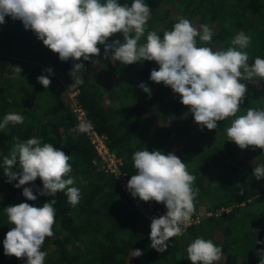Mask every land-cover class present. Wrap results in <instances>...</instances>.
<instances>
[{
    "label": "trees",
    "instance_id": "trees-1",
    "mask_svg": "<svg viewBox=\"0 0 264 264\" xmlns=\"http://www.w3.org/2000/svg\"><path fill=\"white\" fill-rule=\"evenodd\" d=\"M104 2V0H101ZM151 9L148 31L161 38L173 29L179 18H187L198 30L208 24L213 31L211 43L196 37L197 47L227 49L231 40L244 32L251 38L244 49L249 65L256 57L264 59V0H144ZM130 6L132 0H118ZM0 25V123L8 113L24 117L22 124H9L0 129V264H26V259L4 254L3 241L13 227L4 209L10 205L29 203L41 207L55 199L53 235L45 239L41 250L47 253L44 264H191L187 247L196 238L211 239L222 248V258L214 264H259V252L264 244V179L257 180L253 167L264 165V149L251 147L241 150L227 137L226 128L235 117L218 121L217 129H203L194 121L189 108L180 103L181 97L150 79L152 69L159 70L155 61L121 64L104 55L84 61H61L58 54L46 47L36 34L25 30L19 20L5 17ZM119 39L122 33L109 38ZM74 63H83L77 77L84 83L77 87L69 75ZM14 66L22 72L15 76ZM51 68L49 75L46 69ZM48 75L50 86L45 89L37 77ZM15 76V78H13ZM143 82L151 96L138 85ZM247 85L244 102L237 116L249 108L264 109V79L242 80ZM64 83L77 89L74 100L88 111L95 127L107 136L111 149L121 156L123 169L136 174L133 154L138 150H162L173 153L187 164L196 177L193 188L199 189L194 200L195 211L227 209L204 217L186 227L182 236L171 238L168 251L160 253L150 247V225L125 198L116 180L100 169L96 152L85 133L73 131L78 125L66 97ZM39 138L51 143L71 158L69 163L80 189L76 206L67 202L64 192L52 197L40 196L43 187L36 181L14 187L18 179L7 182L3 159L8 156L18 138L20 141ZM14 171H20L18 163ZM31 187L35 201L23 196V188ZM154 204L166 208L163 203ZM140 249L143 255L133 256Z\"/></svg>",
    "mask_w": 264,
    "mask_h": 264
},
{
    "label": "clouds",
    "instance_id": "clouds-1",
    "mask_svg": "<svg viewBox=\"0 0 264 264\" xmlns=\"http://www.w3.org/2000/svg\"><path fill=\"white\" fill-rule=\"evenodd\" d=\"M151 9L144 0H132L130 6L118 0H0V25L5 17L22 22L25 30L33 31L37 38L61 61H84L100 55L97 45H104V55L121 64L130 65L140 61H155L159 70L152 69L150 79L163 83L181 97L180 103L187 106L194 121L202 129H217L218 121L235 117L226 128L229 141L241 150L251 147L264 149V109L249 108L246 114L237 116L244 102L247 85L242 80L254 77L264 79V59L256 57L249 65V54L244 51L251 38L244 32L231 40L227 49L213 50L197 47L196 37L205 44L211 43L213 31L208 24L194 27L187 18H179L173 29L165 31L163 38L146 26ZM122 33L119 39L108 43L110 37ZM84 69L83 63H74L69 75L77 87L84 83L77 73ZM15 76L22 72L14 66ZM45 71L49 75L52 69ZM15 76L13 78H15ZM38 83L47 89L51 80L48 75L37 77ZM138 87L151 96V89L143 82ZM24 117L8 113L0 123L5 129L10 123L22 124ZM90 125L79 124L73 131L86 132ZM8 156L3 159L4 175L9 183L18 179L14 187L20 188L39 178L43 187L40 196L52 197L64 192L67 202L76 206L80 201V189L73 186L75 179L70 156L51 143H42L39 138L20 141L18 138ZM136 174L127 182V190L133 198L141 201L163 203L165 215L153 218L150 225V247L157 252L168 251L171 238L184 234L181 225H188L195 211L194 200L199 189L193 188L196 177L189 173L187 164L173 153L162 150H138L133 154ZM18 163L20 171H14ZM252 175L264 179V165L253 167ZM23 196L35 201L31 187L23 188ZM55 199H49L41 207L29 203L10 205L4 209L11 229L3 241L4 254L26 259V264H44L47 253L42 245L51 237L55 224ZM256 244L264 241L256 240ZM191 264H214L222 258V248L211 239L196 238L187 249ZM259 264H264V250L259 253ZM143 255L140 249L133 256Z\"/></svg>",
    "mask_w": 264,
    "mask_h": 264
},
{
    "label": "built area",
    "instance_id": "built-area-1",
    "mask_svg": "<svg viewBox=\"0 0 264 264\" xmlns=\"http://www.w3.org/2000/svg\"><path fill=\"white\" fill-rule=\"evenodd\" d=\"M76 93L77 90H74L70 94V106L76 117L78 125H90V127H88L87 131L84 133L96 152L95 161L98 167L112 175V177L116 180L120 191L123 193L128 202L150 223L152 222L153 218H159L160 216L165 215L167 212L166 208H160L156 206L153 201L144 202L141 201L139 197H132L130 192L127 190L129 175L128 172L122 167L123 160L121 156L116 154V152L111 149L107 141V136L95 127L94 123L89 117L87 109L74 100ZM223 209L227 208L222 206L220 209L216 210L204 209L194 211L191 217V222L186 226L181 225V227L184 230L188 226L199 223L204 217L217 214Z\"/></svg>",
    "mask_w": 264,
    "mask_h": 264
},
{
    "label": "crops",
    "instance_id": "crops-1",
    "mask_svg": "<svg viewBox=\"0 0 264 264\" xmlns=\"http://www.w3.org/2000/svg\"><path fill=\"white\" fill-rule=\"evenodd\" d=\"M64 85H65V93H66V97H68L69 96V99L71 98L70 97V94L74 91V90H77V89H72V88H69L68 86H67V83H64ZM78 91V90H77Z\"/></svg>",
    "mask_w": 264,
    "mask_h": 264
},
{
    "label": "rangeland",
    "instance_id": "rangeland-1",
    "mask_svg": "<svg viewBox=\"0 0 264 264\" xmlns=\"http://www.w3.org/2000/svg\"><path fill=\"white\" fill-rule=\"evenodd\" d=\"M216 27H217L216 25H212L211 29L214 30L216 29Z\"/></svg>",
    "mask_w": 264,
    "mask_h": 264
}]
</instances>
